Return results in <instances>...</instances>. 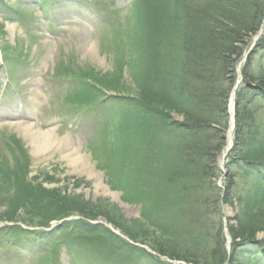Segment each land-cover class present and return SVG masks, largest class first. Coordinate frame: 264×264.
Wrapping results in <instances>:
<instances>
[{
	"label": "trees",
	"instance_id": "obj_1",
	"mask_svg": "<svg viewBox=\"0 0 264 264\" xmlns=\"http://www.w3.org/2000/svg\"><path fill=\"white\" fill-rule=\"evenodd\" d=\"M0 3L4 5L3 0ZM130 10L131 20L127 22L130 25L128 30L123 28L127 40L124 42L120 37L116 69L121 73L129 67L140 79H159L162 82L159 90L143 93L150 83L144 81L142 93L136 95L115 80L119 74L111 77L90 66L77 67V74L72 71L68 75L74 76L79 87L66 100L72 106L85 107L91 103L98 105L106 90L119 95L128 93L121 95L123 98H112L122 117L110 146L113 163L102 167L111 184L125 172L117 181L123 179L124 195L138 196L135 190H141L136 203L142 204V218L133 220L136 223L129 228V222L122 216L119 218L114 210L100 213L94 211L90 202H66L59 196L56 198V192L43 197L30 193L24 189L32 183L27 175L19 183L5 174L8 166L10 170L17 164L12 162L15 148L17 159L25 151L12 139L5 143L12 152V160L6 155L0 160V185L6 188L3 185L9 184V193H1L8 209L0 214V223H14L6 229L12 235V245H17L18 235L38 237L22 224L44 228L53 221L80 215L82 219L63 222L48 234L56 240L53 247L47 246L42 253L45 264L56 263L62 244L73 254L75 247L78 249L75 257L79 264L78 255L90 264H175L163 261L162 257L186 264H264V32L242 65L243 81L236 95L234 146L225 163L224 188L211 185L222 173L217 157L227 144L224 132L229 128L231 91L239 78L238 66L264 24V0H133ZM114 30L116 36L122 34V30L120 33ZM2 49L7 55V48ZM166 97L183 115V121H173L172 111L164 106ZM204 97L206 101L202 104ZM176 139L185 140L192 150L190 156L172 162L166 158L156 160L161 152L154 156L155 149L159 146L162 150L168 146L167 142ZM24 157V168L28 171L26 153ZM241 175L247 179L245 185L241 183ZM195 182L199 190L207 188L211 194L196 192L195 198L189 200L183 183L195 185ZM239 186H247L248 190H240ZM160 195L163 197L157 212L164 211L167 202L171 206L191 203L189 218L181 222L184 230L172 228L168 217L160 218L158 224L152 219L157 206L154 202ZM234 199L238 201V214L229 219L232 244L228 251L222 204L233 205ZM100 216L129 240L105 224L90 222ZM143 218L150 219L153 227L148 233L141 226ZM137 243L147 245L158 256Z\"/></svg>",
	"mask_w": 264,
	"mask_h": 264
},
{
	"label": "rangeland",
	"instance_id": "obj_2",
	"mask_svg": "<svg viewBox=\"0 0 264 264\" xmlns=\"http://www.w3.org/2000/svg\"><path fill=\"white\" fill-rule=\"evenodd\" d=\"M3 3L5 6L0 3V45L7 48V55L3 56V59L7 58L9 65L2 64L3 59L0 56V160L4 155H9L12 160V152L5 150V143L12 139L24 148L23 156L26 153L29 160L27 171L24 168L25 157L21 155L22 157L17 159L16 147L12 162L17 164L14 166L10 161V167H14L9 170L8 166L5 174L12 175L13 180L19 183L22 182V177L27 175L32 183L25 185L24 189L34 195L43 197L56 192L54 196H59L66 202H90L95 206L94 211L100 213L114 210L119 214V218L122 216L129 222L127 227L131 228V224L135 225V220L142 218V204L136 203L138 198H141V190H135L138 196L130 193L124 195V187L121 186L124 181H117L125 176V172H121L111 184L108 173L100 166H111L113 163L110 162L113 159L110 146L111 142L115 141L113 135L117 132L122 117L120 107L109 98L104 103H91L83 109L72 106L75 109L73 111L66 96L79 87L74 76L68 74L72 71L77 74V67L86 69L89 66L103 75L110 74L113 77L119 74V78L115 80L130 93H142L141 84L149 80L148 88L143 93L148 95L151 90H159L158 87L162 83L159 79H140L138 73H131L129 67L121 70V73L116 69L121 39L123 38L124 42L127 40L123 28L128 30L130 25L127 22L131 20L132 0H48L44 3L39 0H3ZM114 28L118 33L122 30L119 37L116 36ZM184 56L185 54L181 58L184 59ZM10 71L14 86L9 83ZM226 88L228 89V86ZM114 92L106 91L102 97L105 98L106 93ZM125 94L128 95L127 92L121 95ZM121 95L118 97L123 98ZM168 99L169 97H166V101ZM188 99L190 100V97ZM205 101L204 97L202 104H205ZM168 102L170 103L167 101L164 106L172 111L173 121H183V115ZM178 102L182 103L181 100ZM202 109H205V106H202ZM262 118L264 119V114ZM27 133L41 136L42 141L38 149H45L42 154H35V147L27 140ZM228 133L227 128L224 135L227 136ZM226 139L228 142V137ZM166 144L168 146L163 145L162 150H159V146L155 149L154 156L158 151L161 152L156 160L166 158L172 162L179 160L181 156H186L187 159L192 151L188 149L184 139H176ZM223 155L224 151L217 157V166L222 173L211 182L212 188H224L227 167ZM75 160L77 162H73ZM83 164L87 167L85 171L76 170L81 165L84 166ZM240 180L243 185L247 182L244 176ZM183 184L189 200L195 198L196 192L211 194L207 188L199 190L196 182L195 185ZM7 185H3L6 188H0V214L8 209L2 196L9 193ZM239 189L247 191L248 187L239 186ZM161 196L163 197L160 195V198ZM159 199L154 202L157 206L155 205L156 208L152 212L155 223H160V218L168 217L172 221V228L178 232L184 230L185 226L182 228L181 222L185 217L189 218L191 203L171 206L167 205L170 204L167 202L164 203L165 210L158 209L157 212L162 198ZM233 202V205L222 204L226 223H230L229 219L238 214V201L234 199ZM68 219L76 220L78 216ZM102 219L106 218L100 216V220ZM142 220V228L146 233L150 232L153 228L148 222L150 219ZM124 225L126 226L125 223ZM115 231L128 239L120 229ZM61 235L62 233L58 237ZM260 236L263 237V234ZM10 238L8 236L1 239L0 264H45V256L36 254L35 245L24 243L26 240L19 237L20 248H9L6 242ZM140 246L148 248L147 245ZM77 253L79 254V251L76 247L73 254L62 244L54 264H75L72 258ZM81 264H89L83 256Z\"/></svg>",
	"mask_w": 264,
	"mask_h": 264
},
{
	"label": "bare ground",
	"instance_id": "obj_3",
	"mask_svg": "<svg viewBox=\"0 0 264 264\" xmlns=\"http://www.w3.org/2000/svg\"><path fill=\"white\" fill-rule=\"evenodd\" d=\"M27 134H29L27 136V140L31 142V145L35 147V150H38V152L34 150L35 154H42V151L45 150V149H41V150L38 149V145L40 144V141H42L41 140L42 139L41 136L40 135H35V134H30V133H27ZM73 162H77V161L75 160ZM85 168H87L85 165L84 166L81 165V167L77 168L76 170H78V171H83L84 170L85 171Z\"/></svg>",
	"mask_w": 264,
	"mask_h": 264
},
{
	"label": "water",
	"instance_id": "obj_4",
	"mask_svg": "<svg viewBox=\"0 0 264 264\" xmlns=\"http://www.w3.org/2000/svg\"><path fill=\"white\" fill-rule=\"evenodd\" d=\"M236 88V87H235ZM234 95H235V89H234V91H233V97H232V99H231V105H230V107H235V98H234ZM234 109V108H233ZM232 126H234V113H233V116H232V120H231V128H230V134H229V136H230V146L232 145V143H233V134H232V131H233V127ZM229 149L230 148H228L227 149V151H226V154L224 155V159H226V157H227V153H228V151H229ZM227 235L230 237V234L228 233V230H227Z\"/></svg>",
	"mask_w": 264,
	"mask_h": 264
}]
</instances>
